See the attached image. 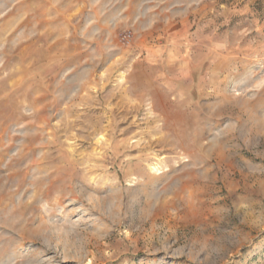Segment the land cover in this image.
<instances>
[{
  "label": "rangeland",
  "instance_id": "1",
  "mask_svg": "<svg viewBox=\"0 0 264 264\" xmlns=\"http://www.w3.org/2000/svg\"><path fill=\"white\" fill-rule=\"evenodd\" d=\"M0 264H264V0H0Z\"/></svg>",
  "mask_w": 264,
  "mask_h": 264
},
{
  "label": "bare ground",
  "instance_id": "2",
  "mask_svg": "<svg viewBox=\"0 0 264 264\" xmlns=\"http://www.w3.org/2000/svg\"><path fill=\"white\" fill-rule=\"evenodd\" d=\"M154 169H156V167H154V166L153 167H150V170H154Z\"/></svg>",
  "mask_w": 264,
  "mask_h": 264
}]
</instances>
